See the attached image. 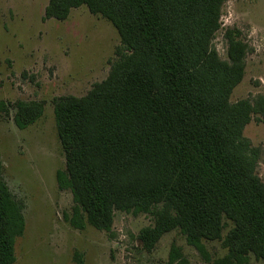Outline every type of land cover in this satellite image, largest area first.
<instances>
[{"label":"trees","instance_id":"obj_1","mask_svg":"<svg viewBox=\"0 0 264 264\" xmlns=\"http://www.w3.org/2000/svg\"><path fill=\"white\" fill-rule=\"evenodd\" d=\"M226 0H48L45 18L64 20L85 5L116 29L120 45L103 80L82 96L52 99L65 168L55 180L69 190L71 226L109 231L115 211L148 214L139 240L151 250L178 230L205 264L264 259L262 151L243 135L255 115L264 123V95L230 101L250 48L227 29V59L212 45ZM19 128L43 113L42 101L18 100ZM7 112L0 100V118ZM224 219L231 223L226 234ZM24 230L22 203L1 176L0 264H13ZM204 239L222 240L211 259ZM169 263L189 264L171 245Z\"/></svg>","mask_w":264,"mask_h":264},{"label":"rangeland","instance_id":"obj_2","mask_svg":"<svg viewBox=\"0 0 264 264\" xmlns=\"http://www.w3.org/2000/svg\"><path fill=\"white\" fill-rule=\"evenodd\" d=\"M48 0H0V100L7 112L0 118L1 176L22 203L24 230L15 238L13 264H171L176 245L189 264H205L178 230L164 233L151 250L138 236L153 224L148 214L115 211L109 231L86 224L70 225L65 216L73 206L69 190L58 188L55 173L65 168L57 138L52 99L82 96L106 78L120 45L114 26L85 5L73 8L64 20L45 18ZM227 29L238 30L250 48L242 80L230 101L264 95V0H226L212 45L227 59ZM18 100L42 101V115L25 128L14 122ZM243 135L262 151L256 172L264 183V123L255 115ZM224 236L231 223L224 219ZM208 256H223L222 240L204 239ZM247 264H264L249 254Z\"/></svg>","mask_w":264,"mask_h":264}]
</instances>
